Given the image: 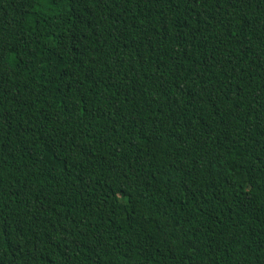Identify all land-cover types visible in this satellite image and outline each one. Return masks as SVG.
<instances>
[{"label":"trees","instance_id":"obj_1","mask_svg":"<svg viewBox=\"0 0 264 264\" xmlns=\"http://www.w3.org/2000/svg\"><path fill=\"white\" fill-rule=\"evenodd\" d=\"M0 264H264V0H0Z\"/></svg>","mask_w":264,"mask_h":264}]
</instances>
